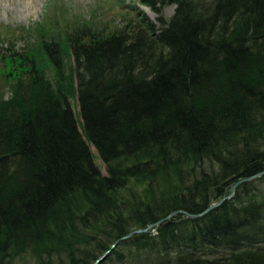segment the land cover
Returning a JSON list of instances; mask_svg holds the SVG:
<instances>
[{
    "label": "trees",
    "instance_id": "16d2710c",
    "mask_svg": "<svg viewBox=\"0 0 264 264\" xmlns=\"http://www.w3.org/2000/svg\"><path fill=\"white\" fill-rule=\"evenodd\" d=\"M133 1L157 21L0 46L27 64L0 101V264H264V175L123 239L264 170V0Z\"/></svg>",
    "mask_w": 264,
    "mask_h": 264
},
{
    "label": "rangeland",
    "instance_id": "374dc122",
    "mask_svg": "<svg viewBox=\"0 0 264 264\" xmlns=\"http://www.w3.org/2000/svg\"><path fill=\"white\" fill-rule=\"evenodd\" d=\"M174 9L175 6L167 7L165 16H171ZM143 14L157 21L158 14L155 11L133 0H126L123 5L118 0H0V46L7 49L11 46L9 40L17 50H23L31 44L37 46L39 38H46L47 34H53L59 29H71L78 22L89 19L96 20L102 26L108 25L113 30L123 26L131 17H141ZM40 25H45V30L39 29ZM6 51L11 53L10 50ZM66 51L63 54V81L69 85L72 82L76 87L74 56L69 49ZM41 63L46 78L56 86L59 74L55 66L48 58H44ZM24 65H27L25 60H0V101L14 95L13 87L20 75L18 71ZM74 104L78 106L77 98ZM91 149L97 165L106 174L107 167L99 152L92 144Z\"/></svg>",
    "mask_w": 264,
    "mask_h": 264
},
{
    "label": "water",
    "instance_id": "95a60500",
    "mask_svg": "<svg viewBox=\"0 0 264 264\" xmlns=\"http://www.w3.org/2000/svg\"><path fill=\"white\" fill-rule=\"evenodd\" d=\"M261 175H264V170L261 171L260 173L258 174H255L253 176H250V177H247V178H244V179H240L236 182H234L232 184V191H231V194L227 197H233L234 193H235V190H236V187L239 186L241 183L243 182H246V181H249L255 177H258V176H261ZM227 197H223L220 201L214 203V204H211L210 206H208L204 211L200 212V213H189L187 211H183V210H179V211H174L172 213H170L169 215L159 219L157 222L155 223H152L150 225H148V227L146 228H141V229H136V230H133L131 231L130 233H128L126 236L123 237V239H127L129 238L130 236L134 235V234H137V233H144V232H148L150 229L154 228V227H157L159 226L161 223H163L164 221L170 219L172 216L178 214V213H184L186 214V216L188 218H198V217H202L204 216L205 214H207L208 212L212 211L213 209L217 208L218 206H220L223 201L227 198ZM120 240H118L116 243L113 244L112 246V250L119 244ZM110 252H107L106 254H104L102 257H100L94 264H100L106 257L107 255L109 254Z\"/></svg>",
    "mask_w": 264,
    "mask_h": 264
},
{
    "label": "bare ground",
    "instance_id": "6f19581e",
    "mask_svg": "<svg viewBox=\"0 0 264 264\" xmlns=\"http://www.w3.org/2000/svg\"><path fill=\"white\" fill-rule=\"evenodd\" d=\"M251 180H252V179H251ZM243 183H244V182H243ZM241 184H242V183H241ZM237 187H238V186H237ZM237 187H236V188H237ZM234 194H235V193H234ZM233 196H234V195H233ZM229 199H232V197H227L224 201L229 200ZM224 201H223V202H224ZM218 207H219V206H218ZM109 254H110V253H109ZM109 254H108V255H109ZM108 255H107V256H108ZM106 258H107V257H106ZM106 258H105V259H106ZM105 259H104V260H105ZM104 260H103V261H104ZM103 261H102V262H103ZM102 262H101V263H102ZM101 263H100V264H101Z\"/></svg>",
    "mask_w": 264,
    "mask_h": 264
}]
</instances>
